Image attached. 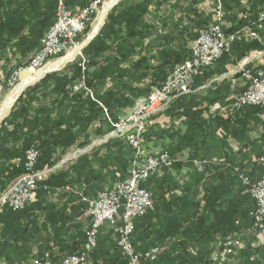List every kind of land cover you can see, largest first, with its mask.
I'll return each mask as SVG.
<instances>
[{"label": "crops", "instance_id": "1", "mask_svg": "<svg viewBox=\"0 0 264 264\" xmlns=\"http://www.w3.org/2000/svg\"><path fill=\"white\" fill-rule=\"evenodd\" d=\"M42 1L45 0L38 1L37 10L40 9ZM86 1L69 0L68 7L76 11ZM127 1L129 0H123ZM135 1L140 3L143 0ZM206 1L147 0L144 22L150 29L148 28L145 39L132 41L134 47L131 48L133 54L129 64L143 59L142 64L152 68L163 60L161 52L172 47L168 44L164 46L162 37L170 34L179 36L182 33L185 40L186 30L190 29L198 35L204 26L200 18ZM221 2L225 12L223 28L227 33L253 23L264 12V0ZM25 4V0H6L0 12L22 8ZM32 12L30 11L31 14ZM191 22H198L196 30L194 25H190ZM22 36L27 37L28 32H22ZM259 39L261 49L246 52L242 57L244 51L237 50L229 56V61L222 67L214 68L210 75L197 77L198 73L193 77L188 95L174 99L159 115L150 119L147 143L152 144L157 152L169 151L183 157H197L196 160H204L211 166L203 174H199L189 163H181L170 170L160 171L155 178L144 184L143 187L153 193L154 204L144 219L134 220L135 233L132 242L138 251L158 245L163 247L164 253L156 264H218L214 258L216 259L223 235L234 237L241 244V248L227 264H250L253 257L245 248L250 243L264 246V242H260L257 237L251 239L250 232H245L244 228L234 236L231 235L232 230L227 229L234 213L241 206L237 204V200L234 202L235 198H239L240 186L238 180L233 179L227 172L219 173L214 169L221 163L245 165L248 161L264 155L263 112L255 115L250 110L241 109L234 112L231 119L220 112V108L227 106L234 97L245 91L246 83L240 77L239 67L264 72V24L259 31ZM195 40H189L188 48ZM242 41L245 44L254 42ZM101 58L102 56L99 62ZM24 62L25 59L17 53L14 42L0 51V83H7L11 73ZM68 65L70 64H64L54 71L60 73ZM119 65L124 68L128 66V62ZM100 67L99 65L92 69L89 76ZM155 72L147 70L142 71V74L152 75ZM43 73L44 71L36 73V80L27 89L49 74ZM24 74L26 73L20 75L21 80L30 78V74ZM136 75L134 73L133 78ZM113 80L106 79L96 93L101 95ZM122 80L118 78V81ZM149 80L150 77H145L142 81ZM141 84L134 86L137 88ZM146 95L133 99V107ZM67 105L68 102L64 101L58 110V116L63 117L59 128L81 129L84 132H78L77 141L52 166L50 178L60 173L66 177L59 182L62 186L51 189L50 195L46 197V190L41 187L37 191L36 201L28 205L23 213L13 215L8 208L2 209L6 212L0 215V241L4 244L0 253V264H21L49 253L57 264L74 248L72 243L79 240L77 237L84 240L90 227L91 218L85 213L86 205L80 201V197L94 198L98 193L108 190L116 173H120L115 157L121 149H125L126 142L121 138H107L104 112L106 108H103V113L100 112L93 123L81 122V125H73V121H68L72 108H67ZM126 110L128 108L119 113L124 114ZM10 112L4 117L7 118ZM86 112L82 109L81 115ZM86 139L87 143H83ZM251 176L253 181L259 178L256 174ZM64 182L70 184L63 185ZM209 194L210 198L206 199ZM202 223L205 226L208 223L215 226V235L211 240L205 238L206 231ZM171 227L172 231H169ZM97 248L92 257L89 256L87 264L93 261L94 264H102L104 261H107L106 264L114 263V239L107 225L99 230ZM261 252L263 250L259 253ZM210 259L213 261L210 262Z\"/></svg>", "mask_w": 264, "mask_h": 264}, {"label": "trees", "instance_id": "2", "mask_svg": "<svg viewBox=\"0 0 264 264\" xmlns=\"http://www.w3.org/2000/svg\"><path fill=\"white\" fill-rule=\"evenodd\" d=\"M5 1L6 0H0V8ZM38 1L39 0H25L26 4L22 8L13 9L6 13L0 12V51L14 42L17 53L22 59H25V62L18 65L17 68L25 67L31 57L39 50L40 40L43 33L54 23L55 20L54 11L56 0L42 1L40 3V9L37 10L39 6ZM146 5L147 0H143L140 3H137L135 0H129L127 2L120 0V2L113 7L107 15L99 34L84 50V64L80 61L74 62L66 66L60 73L54 72L48 74L33 87L25 90L18 97L9 116L0 124V194L9 188L13 182L23 174V170L20 167L17 168L14 161L22 158L27 150L35 149L38 153L36 169L40 170L45 166H53L55 162L65 154L68 148L77 141L78 132H84V130L81 129L59 128L63 117L62 115L58 116V110L62 107L64 101L68 102L67 108H72L68 116V121H73V125H81L82 123L87 122L93 123L97 119L99 113H103V108H106L108 111V117L114 121L116 117L122 115V113H119L120 111L125 110L131 105L133 99L143 97L149 92L150 87L160 85L175 68L188 59L190 54L188 48L189 40H195L198 37L196 32L192 29H190V31L186 30L185 40H183L182 33H180L179 36L176 34H170L162 37L161 41H163V45L167 46L166 44H168L172 47L164 49L161 52L163 60L160 64L152 68L146 67L142 64L143 59H139L135 63L129 64L131 60L130 56L133 54L131 48L134 47L132 41L143 40L147 37L146 32L148 31L149 26L145 25L144 22L147 14ZM30 11H33L32 14ZM257 20L258 18L256 21ZM190 25H194L196 30L198 22L195 24L191 22ZM24 31L28 32L27 37L22 36V32ZM87 31L88 29L85 33ZM125 47L127 48L125 49ZM261 48L262 44L260 43V39L248 44H245L243 41H237L231 46V49L227 54H225L213 66L202 70L197 77L200 75H210L214 68L222 67V65L229 61V56L237 50L244 51L241 55L242 57L246 52L259 50ZM100 56H102L101 62H99ZM123 62H128V66L121 68L119 64ZM99 65L101 66L100 69L95 70L91 73V76H89L90 71L97 68ZM147 70H154L156 72L152 73V75L147 73L148 76L147 74H142V71ZM134 73H137L135 78L132 76ZM145 77H150V80L148 82H143L142 80ZM240 77L242 78L241 74ZM118 78H122L123 80L118 81ZM82 79L84 80L87 89L92 93V97H90L84 90L77 92L73 91L72 87L81 82ZM106 79L115 80L112 81L109 87L105 88L101 95H98L96 90L98 87L104 85ZM242 81L246 83V90L248 83L243 78ZM139 83H142L141 86L136 88L134 85ZM72 101L75 103L71 104ZM82 109L87 111L84 115H81ZM244 110H250L251 114L255 115H261L262 113V110L255 107H245L243 108V111ZM42 113L44 114L42 115ZM51 113L54 114L51 115ZM224 122H230V120H224ZM74 130H76V132H74ZM83 143H87V139ZM133 157V151L125 144V149H121L119 155L115 157L118 171L121 174L125 173V170ZM196 158L188 157V160ZM261 158L262 157H256L254 160L248 161L245 165L221 163L214 167L219 173L227 172L228 175H231L233 179L236 178L239 182V198H235L234 202L237 200V204H240L241 206H239V210L234 213V217H232V221L227 227L228 230H232V236L244 228L245 232H250L252 236L251 239L254 236L256 237L255 233L251 232L252 223L248 219V213L254 209L255 203L247 192L248 187L241 184L238 176L234 173V169H240L248 178L249 183L254 184L264 173V167L259 162V159ZM178 165L180 164H177L174 167ZM210 167L211 166L206 165L205 171ZM252 174L258 175V180L253 181L251 179ZM64 177H66V175L60 173L59 175L50 178L47 182V190L45 191L44 196L46 197L50 195V191H52L51 189L54 187L62 186L59 182ZM115 180L116 178L114 177L113 182ZM66 184L70 183L64 182L63 185ZM148 191L152 195L154 204L153 193L150 190ZM210 196L211 195L209 194L206 199H209ZM39 200H43V198H39ZM237 204H235V207ZM24 211H26V209ZM24 211L12 212L10 210L9 212L14 215L23 213ZM4 212H6V210H1L0 215ZM146 215L139 220L144 219ZM202 225L205 226L204 223H202ZM203 228L206 231L204 232L205 238L211 240L215 235V226L208 223V225L206 224ZM169 231H172V227ZM110 233L112 235L111 230ZM112 237L115 245V238L113 235ZM227 237L230 236L223 235L220 238V244ZM77 238L79 240L72 243V247L74 248L71 252L65 257H62L57 264H61L64 258L78 255L83 251L85 238L84 240H82L81 237ZM3 245V242L0 241V253ZM133 246L139 254H143L153 247H160L164 253V249L160 245L150 247L144 251H138L134 243ZM97 247L98 241L93 251L87 255L85 264L88 263L89 256L92 257L94 252H96L98 249ZM219 248L220 245L218 251ZM245 250H247L249 255L253 257L250 264H264V246H254L250 243ZM262 250L263 252L259 253ZM112 252L115 256L113 264H127V260L116 249V245ZM162 255L157 261L151 264L158 263ZM36 260H47L50 264H56L50 253L42 258L32 259L28 262ZM211 261H213V259H210V262ZM214 261L216 262L217 260L214 258ZM106 262L107 261H104L102 264H106ZM91 264H94V261Z\"/></svg>", "mask_w": 264, "mask_h": 264}, {"label": "built area", "instance_id": "3", "mask_svg": "<svg viewBox=\"0 0 264 264\" xmlns=\"http://www.w3.org/2000/svg\"><path fill=\"white\" fill-rule=\"evenodd\" d=\"M211 1L213 21L199 32L197 39L191 45L188 59L175 68L160 85L150 87L147 95L135 103L128 116L117 117L112 121V129L107 138L123 139L133 151L134 157L124 174L116 173V180L108 190L98 193L94 198L80 197V201L86 205L85 213L91 218V224L85 235L83 251L78 255L64 258L61 264H85L87 255L97 245L99 230L104 225L110 228L115 238L116 249L127 260V264H151L162 255L163 250L160 247H153L139 254L132 243L134 220L143 218L153 206L152 195L143 186L155 178L160 171L170 170L185 159L186 163H189L199 174L204 173L207 162L188 160V157L183 159L181 154L172 155L167 151L153 152L143 148L142 138L149 127L150 119L162 112L174 99L188 95L191 92L193 77L213 66L230 51L234 42L241 39L259 40V31L264 24L263 12L256 22L227 33L223 28L225 12L222 0ZM68 3L69 0H56L54 23L43 33L40 48L27 65L11 73L7 81L9 87L13 88L21 81L20 75L23 73L30 74V79L36 80V73L42 72L51 63L58 64L63 56L81 55L85 44L80 43L79 38L87 29L100 24L104 3L102 0H89L76 11L71 10ZM47 72L49 70L44 73ZM241 75L248 83V87L242 94L234 97L227 106L220 108V112L226 118H231L234 112L245 107H255L264 113V72L259 69H243ZM72 89L74 92L84 90L92 97L83 79ZM104 112L107 114L106 109ZM37 158V151L29 149L22 158L14 161L16 167L23 170V174L0 194V211L6 207L12 212H21L36 201L37 191L41 187L47 190L46 183L53 172V167L36 169ZM259 162L264 167V157L259 159ZM234 173L241 184L248 187L247 192L255 203L254 209L248 213V219L252 223L251 232L255 233L260 242H264V173L254 184L249 183L240 169L235 168ZM240 248L239 240L227 237L220 244L216 256L217 262L227 264ZM24 264H50V262L36 260Z\"/></svg>", "mask_w": 264, "mask_h": 264}, {"label": "rangeland", "instance_id": "4", "mask_svg": "<svg viewBox=\"0 0 264 264\" xmlns=\"http://www.w3.org/2000/svg\"><path fill=\"white\" fill-rule=\"evenodd\" d=\"M89 0H87L86 2H88ZM103 1V3H104V5H105V3H107L109 0H102ZM120 2V0H117V2L113 5V7H115L118 3ZM113 7L112 8H110L108 11H107V13L105 14V16H104V19H103V21H102V24H101V27L99 28V30H98V32L96 33V35H92V32H93V29L95 28L94 26H92V27H90L89 29H88V31L86 32V33H84L80 38H79V41H80V43L82 42V43H84L85 44V46H84V48L82 49V51H81V55L79 56V55H76V56H72V57H66V56H63L61 59H59V61H58V64H59V66L57 67V70H58V68L60 67V65L62 66V65H64V64H72V63H74V62H78V61H80L82 64H83V62L85 63V60H84V55H83V52H84V50L87 48V46L90 44V42L92 41V40H94L95 38H96V36L99 34V32H100V30L102 29V27H103V25H104V21H105V19H106V17H107V15L110 13V11L113 9ZM213 7V4H212V1L211 0H207L206 1V4H205V6H204V9L202 10V13H201V24H202V26L204 25V27H205V25L206 24H209V23H211L212 21H213V14H212V8ZM201 30H199V32H200ZM198 32V33H199ZM197 39V38H196ZM242 40H244V39H241V40H239V41H242ZM194 42V41H193ZM193 42H191L190 43V46H189V53H190V50H191V45H192V43ZM235 43V42H234ZM233 45V44H232ZM70 58V59H69ZM53 63H51V64H49L43 71L45 72V71H47V68L50 66V65H52ZM243 69H248V68H244V67H239L238 68V72H241L242 73V70ZM56 70V71H57ZM53 72H55L54 70L51 72V70H49V72H47V73H49V74H51V73H53ZM25 75H29L28 73H26V74H24V76ZM48 75V74H47ZM46 76V75H45ZM44 76V77H45ZM31 77V76H30ZM30 79V78H29ZM33 81L34 80H31L30 79V82L31 83H33ZM22 82V80L21 81H19L13 88H11V87H9L8 85H7V83H0V108H1V106H2V104L4 103V101H5V99L10 95V93L13 91V89H15L17 86H19V84ZM31 83H28L27 84V86L19 93V95L17 96V98L15 99V101H14V103L12 104V106L10 107V109L7 111V113L6 114H8L10 111H11V109H12V107L14 106V104H15V102H16V100L18 99V97L22 94V92H24L28 87H30V84ZM183 97V96H182ZM180 98V97H179ZM128 108V110H126V112L124 113V114H122L121 116H123V117H126V116H128V114H130V112H131V110H132V108H133V104H131L129 107H127ZM161 112H159L158 114H156V115H154L153 117H155V116H157V115H159ZM5 114V115H6ZM4 115V116H5ZM6 117H3L2 119L4 120ZM105 118H106V121H107V124H106V131H107V134H109V132L111 131V129H112V119L111 118H109L108 117V113L107 114H105ZM2 119L0 120V123H1V121H2ZM159 121V120H158ZM147 131H148V129H147ZM147 131L144 133V135H143V138H142V142H143V148H145V149H147V150H151V151H153V152H157L158 150H156L154 147H153V145L152 144H150V143H147V136H148V133H147ZM106 134V135H107ZM127 145V144H126ZM128 146V145H127ZM129 147V146H128ZM130 148V147H129ZM172 155H179V153H177V154H172ZM183 159H184V157H183ZM186 159L185 160H183L181 163H183L182 165H186V164H184V163H186ZM181 163H178V164H181ZM249 232V231H248ZM240 242V241H239Z\"/></svg>", "mask_w": 264, "mask_h": 264}, {"label": "bare ground", "instance_id": "5", "mask_svg": "<svg viewBox=\"0 0 264 264\" xmlns=\"http://www.w3.org/2000/svg\"><path fill=\"white\" fill-rule=\"evenodd\" d=\"M117 2V0H109L107 3L104 5V11H103V17L100 19V24L96 25L94 28L93 35L98 31L100 28L102 21L104 19L105 14L107 11L113 7V5ZM70 59V58H69ZM59 64L51 65L47 68V70H54L57 69ZM61 66V65H60ZM28 83L30 82V79L22 80V82L17 86L13 91L10 93V95L5 99L4 103L2 104L0 108V120L4 117V115L7 113V111L10 109L12 104L14 103L15 99L19 95V93L27 86Z\"/></svg>", "mask_w": 264, "mask_h": 264}]
</instances>
